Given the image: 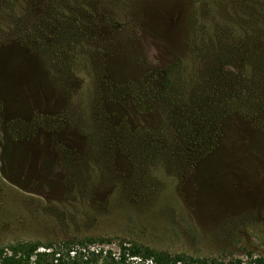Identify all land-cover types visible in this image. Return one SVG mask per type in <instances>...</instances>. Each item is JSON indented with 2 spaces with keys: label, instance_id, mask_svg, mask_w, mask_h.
<instances>
[{
  "label": "rangeland",
  "instance_id": "obj_1",
  "mask_svg": "<svg viewBox=\"0 0 264 264\" xmlns=\"http://www.w3.org/2000/svg\"><path fill=\"white\" fill-rule=\"evenodd\" d=\"M25 244L264 257V0H0V254Z\"/></svg>",
  "mask_w": 264,
  "mask_h": 264
},
{
  "label": "trees",
  "instance_id": "obj_2",
  "mask_svg": "<svg viewBox=\"0 0 264 264\" xmlns=\"http://www.w3.org/2000/svg\"><path fill=\"white\" fill-rule=\"evenodd\" d=\"M40 244H25L20 247H16V249H12V253L10 256H4L0 254V264H53L51 260H49V256L57 257V262L55 264H75V263H64L61 261V255H59V251H53L50 253H35ZM51 246L44 247L45 249H49ZM84 249V248H83ZM87 249V247H86ZM73 250H68L66 252V256L68 253ZM118 252L117 256L111 257L110 251H106V256L102 259L100 264H129L128 259L134 258L139 259L141 264H264V257L249 258L246 261L234 260L230 263H221L215 260H194L191 258H186L184 256L170 255L164 252H156L147 248H138L136 246L124 247L119 245L116 249ZM35 253V254H34ZM103 253L102 249L93 250L90 252L91 257L89 258L87 264H97L98 256ZM35 255L34 261H30V257Z\"/></svg>",
  "mask_w": 264,
  "mask_h": 264
}]
</instances>
